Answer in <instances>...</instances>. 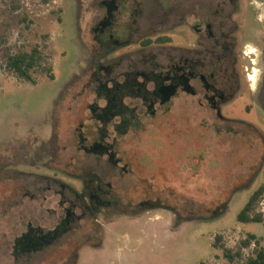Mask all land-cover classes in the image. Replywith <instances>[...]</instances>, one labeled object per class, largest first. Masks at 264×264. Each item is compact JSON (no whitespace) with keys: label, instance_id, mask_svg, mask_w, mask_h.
Wrapping results in <instances>:
<instances>
[{"label":"rangeland","instance_id":"374dc122","mask_svg":"<svg viewBox=\"0 0 264 264\" xmlns=\"http://www.w3.org/2000/svg\"><path fill=\"white\" fill-rule=\"evenodd\" d=\"M99 1L0 0V264L245 263L256 247L264 248V150L255 144L249 152H236L234 171L246 176L234 185L221 183L219 169L209 162L210 152L198 153L193 138L184 141L176 112L169 116L168 131H162L159 118L135 136L120 139L116 155L133 171L121 180L112 179L120 183L123 206L131 205L130 217L142 213L133 207L145 197L169 205L168 213L151 211L143 219L118 222L121 216L112 208L97 219L87 212L54 244L15 253L14 239L29 220L46 229L63 214L52 210L58 198L53 191L59 185L51 184L48 191L45 179L25 172L51 171L49 159L63 172L58 173L62 181H71L64 175L71 171L102 174L111 168L105 157L77 150L73 135L78 120L87 116L86 105L97 87L94 77L88 76L92 68L86 59L97 54L91 26L101 12ZM176 15L177 7H171L170 21ZM34 47L41 59L30 71L32 80L6 66L10 55ZM242 105L239 117L264 134L261 109L254 106L246 113ZM261 187L263 192L249 211L261 221H240L238 213ZM219 198L227 205L218 207ZM155 219L162 220L138 225ZM249 233L255 238L244 245ZM225 250L234 258H227Z\"/></svg>","mask_w":264,"mask_h":264},{"label":"flooded vegetation","instance_id":"af4514ba","mask_svg":"<svg viewBox=\"0 0 264 264\" xmlns=\"http://www.w3.org/2000/svg\"><path fill=\"white\" fill-rule=\"evenodd\" d=\"M99 5L91 26L97 54L86 59L97 87L73 135L77 150L105 157L111 168L102 174L71 171L64 174L71 181H62L58 173L63 172L49 159L51 171L25 172L45 179L48 191L51 184L59 185L52 210L63 214L46 229L29 220L14 239L16 254L54 244L87 212L97 219L112 208L121 216L118 222L143 219L151 211L168 213L169 205L145 197L133 207L142 213L130 217L131 205L124 207L120 199L117 181L133 169L116 155L117 147L122 137L144 131L148 122L161 118L162 131H168L170 114L178 113L184 141L193 138L198 153L210 152L221 183L234 185L246 176L234 171L236 152H249L255 144L264 150L262 129L240 118L238 109L243 104L251 113L257 106L264 114V0H100ZM171 7H177L174 21L168 16ZM219 199L218 207L227 205Z\"/></svg>","mask_w":264,"mask_h":264},{"label":"trees","instance_id":"16d2710c","mask_svg":"<svg viewBox=\"0 0 264 264\" xmlns=\"http://www.w3.org/2000/svg\"><path fill=\"white\" fill-rule=\"evenodd\" d=\"M41 59V53L34 47L31 51H22L10 55L6 62V66L14 71L19 77L32 80L31 69L35 67V65H39ZM263 192V188H258L255 190L251 196L249 197L247 203L244 205L243 209L238 214V219L240 221H261L259 215L250 216L249 211L252 209V205L257 200L258 196ZM245 241H243L244 245H247L251 239L255 238V235L250 233ZM224 255L233 259L234 255L229 251L225 250ZM243 264H264V248L256 247L254 249L253 255L249 256L247 261Z\"/></svg>","mask_w":264,"mask_h":264}]
</instances>
